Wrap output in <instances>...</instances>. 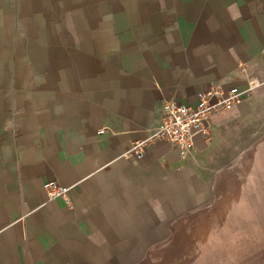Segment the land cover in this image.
<instances>
[{"label":"crops","instance_id":"obj_1","mask_svg":"<svg viewBox=\"0 0 264 264\" xmlns=\"http://www.w3.org/2000/svg\"><path fill=\"white\" fill-rule=\"evenodd\" d=\"M214 83L242 101L194 135L196 153L128 155L164 100L196 106ZM263 92L264 0H0V264L153 257L209 199L205 156Z\"/></svg>","mask_w":264,"mask_h":264},{"label":"rangeland","instance_id":"obj_2","mask_svg":"<svg viewBox=\"0 0 264 264\" xmlns=\"http://www.w3.org/2000/svg\"><path fill=\"white\" fill-rule=\"evenodd\" d=\"M204 158L209 199L142 264H264V92Z\"/></svg>","mask_w":264,"mask_h":264},{"label":"built area","instance_id":"obj_3","mask_svg":"<svg viewBox=\"0 0 264 264\" xmlns=\"http://www.w3.org/2000/svg\"><path fill=\"white\" fill-rule=\"evenodd\" d=\"M197 99L196 106L176 98L164 100L157 109L160 120L158 126L149 131L147 139L134 142L128 155L141 159L149 147L164 141L172 145L179 158H188L196 153L193 140L195 134L200 133L206 139L211 137V116L217 112L229 111L242 101L237 87L225 90L219 83L198 92ZM44 189L50 199L59 198L66 206H71L69 188L50 181L45 183Z\"/></svg>","mask_w":264,"mask_h":264}]
</instances>
